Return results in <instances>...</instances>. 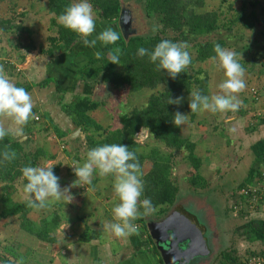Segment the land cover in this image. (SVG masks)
I'll list each match as a JSON object with an SVG mask.
<instances>
[{
  "label": "crops",
  "instance_id": "crops-1",
  "mask_svg": "<svg viewBox=\"0 0 264 264\" xmlns=\"http://www.w3.org/2000/svg\"><path fill=\"white\" fill-rule=\"evenodd\" d=\"M75 58L74 55L68 62L64 58L57 59L44 71L46 75L44 80H53L50 83L57 85L55 92L61 99L57 102L54 98L57 103L53 108L46 104L43 105L44 108L39 106L42 108L43 125L35 123L39 122L35 121L38 117L36 116L32 124L28 122L24 127L23 138L11 135L19 142L27 137L35 145L39 144L35 150L41 149L46 156L39 159L38 165H59L62 187L75 179L70 167L74 165V162L82 164L88 151L84 137L79 141L73 138L79 129L74 126L72 116L66 112V108L78 96L93 95L95 88V85L86 86L74 78L70 69L71 59ZM32 65L33 61L30 57L24 60L22 63L23 70L26 69L25 73L23 72L24 75L33 73ZM212 77L211 75L209 81L208 96L210 97L220 94L218 88L220 82L216 83L217 81ZM43 83L38 85L40 89L49 85L45 86ZM80 85L84 87L82 93H78ZM15 86L24 89L29 87L30 94L37 92L30 84L20 86L17 83ZM254 89L264 97L257 87L244 88L246 95L243 101L240 100L241 104L237 111L226 114L198 112L193 121L185 122L180 126L181 133L188 134V139L191 138L189 141L196 145L195 154L202 160L200 175L206 181V185L211 186L219 182L220 172L226 174V179L221 180V187H224L227 193L224 199L209 200L205 196L204 199L197 201L190 193L182 199V188L178 187L177 204L174 208H169L168 213L157 220L151 221L144 216L143 221L147 219L145 224L142 218L138 217L133 222L137 226L136 232L127 237L117 238L106 227L107 224L114 222L112 208L119 202L112 189L113 177H101L94 172L90 185L71 189L75 197L71 204L64 207L57 203L46 210L32 209L30 211L28 218L33 222L38 223L44 219L54 221L56 227L52 229L51 234L55 239L54 243L39 241L21 231L18 216L0 220L1 243L3 246L15 249L13 255L7 253L4 256L14 264H162V258L150 235L148 225L169 218L175 210L181 212L192 222V225L200 229L207 243L205 254L196 264H225L227 260L224 254L227 253L239 261L244 260L246 255L262 254L264 252V203L256 212L244 214L245 217H240L241 211L235 210L236 203L240 200L237 196L238 190L252 185L264 166V103L253 100L252 90ZM242 92L238 94V97ZM57 105L59 110L56 109ZM100 108L101 106L91 112L90 116L101 125L100 116L98 117ZM32 112L34 115L40 114L37 107H34ZM55 129L64 137L59 138ZM221 132L226 133V136H221ZM225 142L229 144L225 145ZM21 144L26 151L24 143ZM200 149L203 150L204 156L197 154ZM24 183L22 178L16 182V191L12 197L14 202L27 201L23 192ZM226 187L231 188L229 192ZM180 197L183 202L180 201ZM186 204H193L196 209L203 208L204 219L208 221L211 219V222L205 225L200 224L201 215L194 212L192 208L188 209ZM215 226L218 230H215ZM220 236L221 238L218 239ZM209 240L211 245L208 244ZM217 251L222 253L219 254ZM215 253H217L216 256Z\"/></svg>",
  "mask_w": 264,
  "mask_h": 264
},
{
  "label": "trees",
  "instance_id": "trees-1",
  "mask_svg": "<svg viewBox=\"0 0 264 264\" xmlns=\"http://www.w3.org/2000/svg\"><path fill=\"white\" fill-rule=\"evenodd\" d=\"M35 1L41 2L43 0ZM143 1L145 16L157 23L158 33L153 35L135 34L125 38L119 25L121 12L124 9L122 0H89L98 18L96 21L98 33L94 32L89 39H94L108 26L113 27L120 34V39L115 45L102 47L101 42L97 41L94 47L88 48L83 46L78 36L57 22V17L72 1L47 0L48 13L52 15L51 23L56 27L57 35L50 38V46L47 49L40 47L39 53L50 57H58L61 54L60 58L66 59L67 62L75 55L76 58L71 59L70 70L74 78L86 86L105 84L115 89L128 88L134 93L143 90L154 92L142 108H134L131 112L120 116V128L116 130L106 131L90 116L91 112L96 111L102 105L93 101L90 94L76 97L72 104L68 105L66 112L72 116L74 126L81 129L85 135L87 150L102 144L123 143L128 146L130 151L136 153L144 182V191L140 199H150L154 208L150 215L162 217L169 208L174 206L179 192L175 180L172 181L174 154L186 151L188 161L196 171L190 180L192 186L203 187L205 185V180L200 175L202 160L195 154L196 145L188 139L182 138L181 128L173 125L172 117L175 112L179 111L188 114L185 122L193 121L196 118L197 113H191L188 108V95L191 92L199 91L202 95L208 96L209 77L201 69L200 64L214 61L211 57L215 55L214 47L217 44L224 49L234 48L236 57L242 51V49H235V46L230 45L227 39L219 38L205 42H200L198 39L223 29L231 31L233 26L240 24L245 29L251 30L255 27L254 21L257 22L258 26L263 27L264 21L259 22L257 20L254 10L250 14L246 13L248 7L255 8L254 3L242 2L240 9H236L234 4H230L226 13H232V15L228 19L226 13L221 12L220 9L199 12L207 7L206 0ZM25 14L22 13L21 16L23 17ZM6 33L15 35L25 33L28 38L31 37V31L23 23L15 24L11 19L0 18V34ZM164 39L175 43L185 42L188 45L187 50L195 53V57L190 56L191 63L187 69L174 80L168 78L166 73L158 71L147 56L139 57L137 55L139 47L151 51L157 43ZM117 46L120 48L119 65H113L110 63L108 52ZM20 47L28 52L37 49L33 40H30L27 45H20ZM98 51L101 52L100 59L95 56ZM255 64L256 60L251 61L253 67ZM242 66L248 72L253 70V67L246 68L244 64ZM258 76H264V63H262ZM51 80H47L43 84L46 86L53 82ZM25 90L29 92L30 88L26 87ZM176 97H183L181 105L169 104V98L175 99ZM55 133L59 138L64 137L58 130ZM145 134L150 140H154L165 147L170 154L161 152L158 147L151 149L148 154L139 152L137 139ZM24 149L23 145L18 140L13 139L11 135L0 140V153L14 152L16 154L15 159L11 161L0 159V220L18 216L21 231L39 241L54 243L55 239L51 235L52 229L56 227L54 221L44 219L38 223L33 222L28 218L32 208L28 206L27 201L18 203L12 199L16 191L15 184L21 178L20 169L26 165L37 166L39 159L46 156V153L41 149L35 150L34 153ZM148 166L149 169L144 173V168ZM59 170V165L53 167V171L58 177ZM236 206L239 204L236 203ZM140 211L143 209L140 208ZM239 216L245 217L242 212L239 213ZM140 217L143 221L144 216ZM146 220L143 221V224L146 223ZM14 250L13 247L3 246L0 241V263L14 264L4 256L7 253L13 255ZM224 257L227 260L225 264H239L241 262L230 253L224 254Z\"/></svg>",
  "mask_w": 264,
  "mask_h": 264
},
{
  "label": "clouds",
  "instance_id": "clouds-1",
  "mask_svg": "<svg viewBox=\"0 0 264 264\" xmlns=\"http://www.w3.org/2000/svg\"><path fill=\"white\" fill-rule=\"evenodd\" d=\"M57 22L78 36L83 46L88 48L94 47L97 41L101 42L102 47L115 45L120 39V34L111 26L105 27L94 39H89L96 28L95 14L89 0H73L57 17ZM187 49L188 45L185 42L175 43L164 39L151 51L139 47L137 55L147 56L158 71L166 73L168 78L174 80L191 63ZM214 53L211 59L218 61L225 77L218 85L220 94L210 97L202 95L199 91L189 93L188 108L191 113L207 111L226 114L235 112L240 107L241 101L238 99V94L246 86L245 69L233 51L217 44L214 47ZM108 55L111 64L119 65L120 48L118 46L109 51ZM95 56L100 59L101 52H96ZM182 100L183 97L169 98V104L179 106ZM32 109L33 101L30 94L23 87L15 86L10 78L0 72V120L9 122L8 126L0 124V140L9 135L23 138L24 127L34 118ZM187 117L188 114L177 111L172 117V123L179 128L185 123ZM15 155L14 152H3L0 153V159L11 161L15 159ZM53 167L47 164L26 165L20 169L21 178L25 181L23 192L30 208L40 211L57 203L64 207L71 204L75 198L71 189L90 185L95 172L101 177H113L112 189L119 202L112 208L114 222L107 224L106 227L115 237L123 238L136 232L137 226L133 222L138 217L148 216L154 211L150 199H140L144 191V182L137 156L123 143L102 144L89 149L82 164L74 162V165L70 167L75 179L67 186H61L60 177L55 174ZM140 208L143 211H140Z\"/></svg>",
  "mask_w": 264,
  "mask_h": 264
},
{
  "label": "rangeland",
  "instance_id": "rangeland-1",
  "mask_svg": "<svg viewBox=\"0 0 264 264\" xmlns=\"http://www.w3.org/2000/svg\"><path fill=\"white\" fill-rule=\"evenodd\" d=\"M71 1L73 2V0ZM206 2L207 7L201 9L199 12L214 11L220 9L221 12L226 13L230 4H234V7L236 9H240L242 2L251 4L254 3L255 8L251 9V7H248L246 13L250 14V12L254 10L257 16V20H259V22L264 21V0H206ZM122 3L124 8L123 11H126L130 18L131 25L129 24V34L153 35L158 33L157 23L145 16L143 0H122ZM22 13L26 14L22 17ZM94 14L97 21V14L95 12ZM231 15L232 13H226L228 19L231 18ZM0 18L11 19L15 24L23 23L24 26L29 31H31V37L29 38L25 33H22V35L7 33L0 34V58H8L9 61L13 64L12 67L9 66V68H7L8 66L5 67V65L1 64L2 62H0V72L4 73L8 78H10L11 82L14 85L17 83H19L20 86H25L27 84L33 85L32 87H34L35 91L37 92L36 94H29L32 97L33 108L37 107L38 111H40V114L34 115V118L38 116L40 119L39 122L35 123L41 126L43 125L41 107L46 104L49 107L53 108L54 105L61 99V97H59V94L55 92L57 90V85L55 83H49V85L43 89H40V87H38V85L40 83H43L45 81L44 79H46L44 71L48 67V65L52 64L54 61L60 59L61 57V54L58 57H50L41 55L39 53V48L44 47V49H47L50 46V38L56 37L57 35L56 27L51 23L52 15L48 13L47 0H43L41 2H37L35 0H0ZM254 23L255 27L251 30L245 29L244 26L240 24L237 26H233L231 28V31L223 29L217 33L211 34L210 36L200 37L198 41H213L219 38L227 39L230 45L233 44L235 46V49H242L241 53L236 58L239 62L242 63V65L244 64L246 68H252L253 65H251V61L256 60V64L254 65L252 72H248V70H245V89H249L250 86L257 87L260 89L262 95L264 96V76H258V72L262 68V63H264V26H258L256 21H254ZM94 32L98 33L97 27L95 28ZM30 40H33V42L37 46V49L35 51L28 52L25 49H22V46L19 48V46L22 44L27 45ZM227 50H231L235 53L234 48H229ZM189 53L191 57H195L194 51L189 50ZM29 57L33 61V65L31 67V71L33 73L24 75L23 72L26 69L23 70L22 63L24 62V60L29 59ZM19 66L22 68L21 72H17L16 70ZM200 67L205 71V73L208 74L209 81L211 79V75L213 76L212 78L217 81L216 83H221L225 78L223 70L219 67L218 61H207L206 63L200 64ZM83 88L84 87L82 85L78 86V93H82ZM153 93L154 92L150 90H143L141 92L134 93L128 88L115 89L112 86L100 84L95 85L92 99L100 101V103L102 104L98 113V117L100 116L99 122L101 123L102 127L106 129V131H111L120 128V116L131 112L134 108H142L145 105L146 100ZM245 95L246 92L243 91L242 94L239 95L240 97H238V99L243 101ZM54 98H56L57 102L54 100ZM58 106L59 105H57L56 108L57 110H59ZM34 118L29 121L31 124L33 123ZM0 124L8 126L9 122H3V120H0ZM183 131L185 132L184 129ZM222 135L226 136V133L221 132V136ZM181 136L184 139H188V134L181 133ZM188 140H191V138H189ZM24 141L26 140L22 139V142L27 149L26 151H35V148L39 146V144L35 145L33 142H31L30 139L29 141ZM137 143L138 150L141 153L148 154L151 149L158 147L160 148L161 152L166 153L167 155L170 154L169 151L165 149V147L155 142L154 140H150L147 134L140 137V139H137ZM228 144L225 142V145ZM197 154L200 156H204L202 149H200ZM174 155L172 181L175 180L174 182L176 186L182 188V199H185L187 195L189 196V193L191 195H194V198L197 201L204 199L203 197L205 196H207L209 200L215 198L224 199L227 193L224 190L225 188L221 187V180L226 179V174L220 172V175H218L220 177V181L214 185H206L205 181V185L203 187H194L191 185L190 180L196 174V171L188 161V153L184 151ZM148 169L149 166L145 167L144 173ZM225 185L228 186L227 183H225ZM228 187H226L227 192H229L231 189ZM209 196H211V198H209ZM181 197L180 201H182ZM186 206L188 209L192 208L194 212L198 213V215H201L203 219L201 218L199 220L200 224L204 223L205 225L206 223L209 224L211 222V219H209V221L204 219L203 214L205 213L203 208L198 207V209H196L193 204H186ZM148 217L152 221L157 220L160 216L157 217L156 215L152 214ZM2 242L6 243L4 241ZM208 242V244L211 245V241L209 240Z\"/></svg>",
  "mask_w": 264,
  "mask_h": 264
},
{
  "label": "water",
  "instance_id": "water-1",
  "mask_svg": "<svg viewBox=\"0 0 264 264\" xmlns=\"http://www.w3.org/2000/svg\"><path fill=\"white\" fill-rule=\"evenodd\" d=\"M129 24L130 18L128 13L122 10L119 25L125 38L133 36V34L128 33ZM93 101L96 100L93 99ZM83 137L85 140V136L81 129L73 136V138H77L78 141ZM23 140L29 141V138ZM71 140L73 141V139ZM20 143H22V141H20ZM176 204L177 198L174 206ZM174 206L171 208H174ZM169 216V218L161 222H153L148 225L150 235L160 253L163 264H196L198 259L205 254L207 247V243L200 229L192 225V222L179 211L175 210ZM215 230H218L216 226ZM220 238L221 236L218 237V239ZM217 253L220 254L222 252L217 251ZM217 253H215V256Z\"/></svg>",
  "mask_w": 264,
  "mask_h": 264
},
{
  "label": "built area",
  "instance_id": "built-area-1",
  "mask_svg": "<svg viewBox=\"0 0 264 264\" xmlns=\"http://www.w3.org/2000/svg\"><path fill=\"white\" fill-rule=\"evenodd\" d=\"M0 62L8 67L13 66L8 58H0ZM16 70L17 72H21L22 68L19 66ZM252 95L255 102L264 103V97L260 95L258 90H252ZM39 120V117L35 118V121ZM237 196L240 200L238 203L239 206H235V210L241 211L243 214L254 213L258 210L259 206L264 203V166L260 170L256 181L249 187L239 189ZM239 264H264V253L249 255Z\"/></svg>",
  "mask_w": 264,
  "mask_h": 264
},
{
  "label": "flooded vegetation",
  "instance_id": "flooded-vegetation-1",
  "mask_svg": "<svg viewBox=\"0 0 264 264\" xmlns=\"http://www.w3.org/2000/svg\"><path fill=\"white\" fill-rule=\"evenodd\" d=\"M108 86V85H107ZM97 102H99L100 103V101H97Z\"/></svg>",
  "mask_w": 264,
  "mask_h": 264
}]
</instances>
